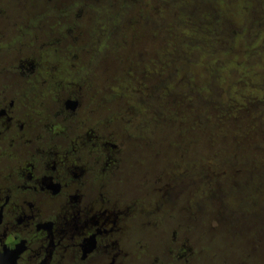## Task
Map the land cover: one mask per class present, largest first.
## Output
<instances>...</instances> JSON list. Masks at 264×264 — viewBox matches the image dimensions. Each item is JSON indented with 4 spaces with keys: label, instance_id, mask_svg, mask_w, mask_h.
Here are the masks:
<instances>
[{
    "label": "rangeland",
    "instance_id": "obj_1",
    "mask_svg": "<svg viewBox=\"0 0 264 264\" xmlns=\"http://www.w3.org/2000/svg\"><path fill=\"white\" fill-rule=\"evenodd\" d=\"M10 101L85 142L124 264H264V0H0Z\"/></svg>",
    "mask_w": 264,
    "mask_h": 264
},
{
    "label": "flooded vegetation",
    "instance_id": "obj_2",
    "mask_svg": "<svg viewBox=\"0 0 264 264\" xmlns=\"http://www.w3.org/2000/svg\"><path fill=\"white\" fill-rule=\"evenodd\" d=\"M77 105L67 99L64 111L70 116ZM15 115L14 101L0 102V264H124V213L103 190L89 189L85 142L68 145L52 128L49 141L34 142ZM91 139L86 144L101 148Z\"/></svg>",
    "mask_w": 264,
    "mask_h": 264
}]
</instances>
